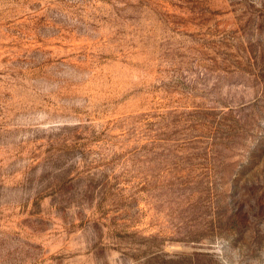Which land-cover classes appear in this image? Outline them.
<instances>
[{"label": "rangeland", "instance_id": "374dc122", "mask_svg": "<svg viewBox=\"0 0 264 264\" xmlns=\"http://www.w3.org/2000/svg\"><path fill=\"white\" fill-rule=\"evenodd\" d=\"M0 264H264V0H0Z\"/></svg>", "mask_w": 264, "mask_h": 264}]
</instances>
